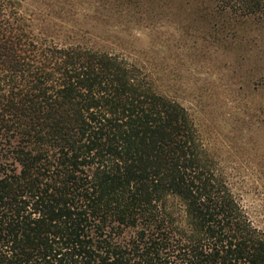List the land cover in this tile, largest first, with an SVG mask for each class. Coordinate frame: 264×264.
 I'll return each instance as SVG.
<instances>
[{
  "label": "trees",
  "instance_id": "16d2710c",
  "mask_svg": "<svg viewBox=\"0 0 264 264\" xmlns=\"http://www.w3.org/2000/svg\"><path fill=\"white\" fill-rule=\"evenodd\" d=\"M212 1L216 39L264 18ZM33 27L0 0V264H264L187 111L120 51Z\"/></svg>",
  "mask_w": 264,
  "mask_h": 264
},
{
  "label": "rangeland",
  "instance_id": "374dc122",
  "mask_svg": "<svg viewBox=\"0 0 264 264\" xmlns=\"http://www.w3.org/2000/svg\"><path fill=\"white\" fill-rule=\"evenodd\" d=\"M8 1L41 38L65 43L76 36L143 67L155 91L187 111L264 232V18L235 19L237 35L216 39L228 22L215 19L212 0ZM106 3L113 10L103 9Z\"/></svg>",
  "mask_w": 264,
  "mask_h": 264
}]
</instances>
